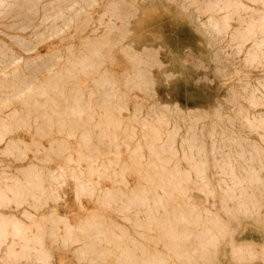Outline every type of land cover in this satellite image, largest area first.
Wrapping results in <instances>:
<instances>
[{"label":"bare ground","instance_id":"6f19581e","mask_svg":"<svg viewBox=\"0 0 264 264\" xmlns=\"http://www.w3.org/2000/svg\"><path fill=\"white\" fill-rule=\"evenodd\" d=\"M144 1L0 0V264H54L58 248L59 263H65L62 250L70 249L91 264H220L226 247L231 260L264 264V242L256 246L236 240V225L219 212L264 223V110L257 109L264 105V75L254 83L246 80L241 96L248 105L238 107L243 124L258 134V141L242 130L220 126L217 144V122L208 130L213 153L227 147L221 160L214 158L221 176L213 183L210 158L193 121L206 110L185 111L169 100L152 103L144 113L141 102L134 100V111L124 118V110L130 112L129 92L120 84L148 91L154 83L152 67L164 63L162 49L181 62L202 54L192 46L175 49L165 40L156 1ZM190 2L199 10L197 28L227 39L246 64L264 70V0ZM88 6L117 13L121 34L99 39V48L89 51L70 46L63 64L58 53L48 57L49 44L45 55L37 51L27 56L18 50L40 25L29 34L14 31L25 30L22 17L31 21L39 15L55 36L77 23ZM179 6L186 9L184 2ZM117 50L127 62L119 76L112 67L118 63ZM24 61L30 62L29 72ZM96 69L93 90L88 76ZM44 71L49 75L39 77ZM214 114L220 121L222 113L216 108ZM178 116L191 120L187 135H181ZM50 161L57 163L56 169ZM128 174L136 181L128 183ZM69 181L79 205L82 197L96 202L94 208L80 207L86 212L77 222L59 209ZM195 190L205 198L218 195L219 210L211 207L214 202L208 206L198 200Z\"/></svg>","mask_w":264,"mask_h":264},{"label":"rangeland","instance_id":"374dc122","mask_svg":"<svg viewBox=\"0 0 264 264\" xmlns=\"http://www.w3.org/2000/svg\"><path fill=\"white\" fill-rule=\"evenodd\" d=\"M147 1L150 0H145L144 2ZM155 1L159 8L157 13L160 15L158 28L164 35L165 40L174 44L175 49L178 45H181L185 49H187L188 46H192V48L201 51L202 54L200 56L192 57L188 61L181 62L179 60H171V55L166 53V50L162 49L159 53V57L164 61V63L161 66L152 67L154 83L152 84L150 89H148L149 93L148 91H146L147 89L142 90L138 87L134 88L135 86L133 87L131 84H120V88L122 89V91L129 92V97H127L126 100L128 105L130 106V112L124 110V118L128 119V115H130L129 113L134 111V100L141 102V109L144 113H147L149 111L152 103L154 104V102H158V104H160L162 103V101L168 103L169 100L170 105L176 103L179 108H182L185 111H187V109H195V113L206 110L207 113H203L204 117L202 116L200 118H196L193 121L195 123V127L197 126L196 133L201 140H204V144L206 146V151L208 154L207 156L208 158H210V161H212H209L208 173L212 177L213 183H216L221 175L217 171L218 168L215 165L213 167L214 158L216 157L218 160L220 158L221 160V158L223 157L222 154H224L223 151L226 150L227 147H219L213 153L210 149L211 137L210 135H208V130L212 127L213 122L216 121L217 124L215 125V128L216 130H218V132L215 133V139L217 141V144L221 143L219 138V131L221 130L220 126H224L227 130L231 128L237 131L242 130L241 133L246 135L248 134L251 140H259L258 134L249 130V128L245 124H243L241 116L238 115V107L241 104H246L245 106L248 105L247 100L241 96V93L243 95L245 94L243 85L246 80L250 83H254L257 76H261L262 74L264 75V70L254 68L252 65L246 64L242 58V53L237 52V49L234 47L233 43L228 45L227 39L221 38L220 35H216L210 29H206L203 26L197 28V24L200 25V22H198V20L196 19L199 14V10L196 9L195 3H191L190 0H176L170 2L165 0ZM182 2L185 3L186 9H183L181 6H179ZM101 6H88L87 12L81 14V17L77 22L78 24L74 23V25L66 28L55 36H50L49 29L46 28V25L41 24L39 15L31 21H26L25 18L22 17L20 26L25 30L22 31V29L19 30V28L18 30L16 29L14 31L29 34L34 30V26L39 24L40 25L39 28H37L36 34L34 33L32 34L33 36H30L32 39L26 42L25 45L18 46V50L27 56L34 55L37 51H40L42 55H45V53H47V45L49 44L52 47L50 53H47L49 54L48 57L50 58L52 56V53H58L64 56V58L62 57L59 61L60 64H63L65 62V56L69 55L70 46H74V49L76 51H89L92 48H99V39H102L104 37L117 38L121 34V31L118 28V25L121 24V21L118 19L117 13H106L105 9ZM127 8L124 7V9ZM200 17L205 18V15L203 13H200ZM232 22L235 23V21ZM6 30L12 31L13 28L9 29L6 27ZM134 46L136 48H139L140 43H134ZM115 54L117 56L118 63L113 64L112 67L116 71L117 76H119L123 72L124 67H122V64H124L126 60L120 51H115ZM200 59H203L204 61ZM48 61H50V59ZM30 62L24 61L23 63L26 72H29L28 69H26V66H28ZM182 63L185 65H183ZM105 64L107 65L108 62H105ZM260 70H262L263 72ZM157 73H159L160 75ZM48 75L49 73L44 71L40 73L39 77L45 78ZM80 78L86 79L87 77L81 75ZM98 78L99 69L94 70L88 76L89 82L87 85L90 87V89H96L95 79ZM124 86L126 87V89ZM134 94L137 95V98L132 97ZM149 95L151 96V98ZM216 108L220 111V113H222V118L220 119V121L214 114ZM155 109L157 108L155 107ZM253 109L254 108L250 107V110ZM257 109L264 110V105H259ZM203 118L205 120H203ZM176 120L182 125L181 135H187L188 125L190 124L191 120L188 119V117L187 119H184L182 116L176 117ZM41 141L47 143V140L45 138H42ZM50 162H48V165L56 169L57 163L55 161ZM181 162L182 165L186 168L187 163L183 160ZM126 178L128 180V183L130 184L136 181V177L132 174H128ZM103 183L110 184L109 180H104ZM71 186V181L63 186L64 191H61L63 200L61 199V201H59V209L66 210L67 214L72 216V221L77 222L78 217L83 216V214L86 212V210L81 209L80 207L83 206L87 208H94L96 202L95 200H93V198L82 197L83 204L79 205L77 201H75L76 199L74 198ZM218 191H220L219 188ZM194 193L196 194L194 196L198 200L204 202L205 204L207 202L208 204L206 205L208 206H211V203L214 202V205H212L211 207L214 206L213 208H215L216 206V209L219 210L220 202L218 199V195L214 198L208 196L207 199L203 196V193H200V191L195 190L193 194ZM229 203L232 202L229 201ZM109 210L110 209H107L105 210V212L113 216V218L115 217L119 221L128 224L126 220L120 218L116 211ZM219 212L223 217L231 220L233 225H236V230L234 231V237L236 240L251 241L256 246H259V244L264 242L263 221H258L253 216L242 217V215L239 214H237V219L228 218L225 212H223L222 210ZM65 250H62L64 252L65 263L58 262L57 253L60 252V248H58L55 251L54 264H91V262L89 263V261L87 260L85 262V260L78 259L76 255H74L75 253L70 249H67V252ZM226 253V255L221 256L220 264H263L262 261L258 259L253 260L252 262H236L234 260H231L228 254L227 247ZM226 261H230V263Z\"/></svg>","mask_w":264,"mask_h":264}]
</instances>
